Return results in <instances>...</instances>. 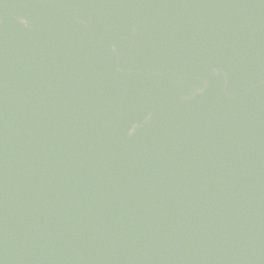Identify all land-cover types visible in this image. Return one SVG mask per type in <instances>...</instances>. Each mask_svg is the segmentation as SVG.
Masks as SVG:
<instances>
[{"label": "water", "instance_id": "water-1", "mask_svg": "<svg viewBox=\"0 0 264 264\" xmlns=\"http://www.w3.org/2000/svg\"><path fill=\"white\" fill-rule=\"evenodd\" d=\"M0 264H264V0H0Z\"/></svg>", "mask_w": 264, "mask_h": 264}]
</instances>
